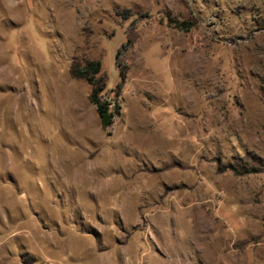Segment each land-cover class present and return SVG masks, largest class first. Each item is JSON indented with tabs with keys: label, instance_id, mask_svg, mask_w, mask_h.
Returning a JSON list of instances; mask_svg holds the SVG:
<instances>
[{
	"label": "rangeland",
	"instance_id": "374dc122",
	"mask_svg": "<svg viewBox=\"0 0 264 264\" xmlns=\"http://www.w3.org/2000/svg\"><path fill=\"white\" fill-rule=\"evenodd\" d=\"M0 264H264V0H0Z\"/></svg>",
	"mask_w": 264,
	"mask_h": 264
},
{
	"label": "trees",
	"instance_id": "16d2710c",
	"mask_svg": "<svg viewBox=\"0 0 264 264\" xmlns=\"http://www.w3.org/2000/svg\"><path fill=\"white\" fill-rule=\"evenodd\" d=\"M187 28L186 24L182 25ZM102 64L98 61L88 62L85 65L73 63L71 75L75 79L85 80L91 87L90 101L96 107L103 130L112 126L114 117L119 110L116 101L105 96V84L101 77ZM121 83L125 80L124 71H120ZM244 172L235 170L233 172L242 175L243 173H252L254 169L240 167Z\"/></svg>",
	"mask_w": 264,
	"mask_h": 264
}]
</instances>
